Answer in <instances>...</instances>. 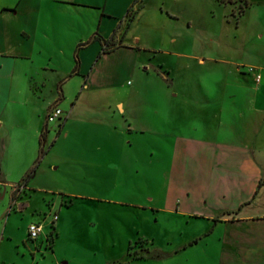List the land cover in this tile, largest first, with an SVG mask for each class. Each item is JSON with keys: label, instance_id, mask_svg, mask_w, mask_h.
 <instances>
[{"label": "rangeland", "instance_id": "1", "mask_svg": "<svg viewBox=\"0 0 264 264\" xmlns=\"http://www.w3.org/2000/svg\"><path fill=\"white\" fill-rule=\"evenodd\" d=\"M144 7L128 39L131 45L139 38L136 50L108 57L87 82L76 76L57 89L58 75H43L34 111L37 121L39 113L44 117L36 181L55 193L32 194L37 205H57L49 217L36 213L35 219H28L33 212L23 217L14 214L19 207L13 210L9 229L15 239L2 237L1 229L0 262L224 264L219 243L183 249L204 224L185 226L162 210L177 134L165 135L162 116L170 107L171 122L179 117L187 133L190 125L204 124L210 138L216 111L219 122L233 119L236 136L244 130L240 114L247 105L230 102L264 95L255 90L264 70V0H147ZM212 100L221 103L218 111H212ZM177 104L183 108L174 110ZM56 107L62 119L47 124L46 108L49 113ZM23 183L14 186V201L25 197ZM54 214L59 220L53 221ZM31 220L46 226L45 234L29 241L42 243L41 251L16 242ZM50 235L57 236L54 251Z\"/></svg>", "mask_w": 264, "mask_h": 264}, {"label": "crops", "instance_id": "2", "mask_svg": "<svg viewBox=\"0 0 264 264\" xmlns=\"http://www.w3.org/2000/svg\"><path fill=\"white\" fill-rule=\"evenodd\" d=\"M146 2L0 0V232L2 229L5 233L2 237L15 239L9 223L17 207L15 215L27 217L33 212L28 219H35L36 213L49 217L57 205V201L49 203L48 208L34 203L33 190L55 193L41 188L36 181L39 171L26 181L44 146V117L40 113L39 121L34 117L42 100L43 75L57 74V89L76 76L87 82L108 57L136 50L139 38L135 37L131 45L128 39L133 24L143 16ZM130 19L133 21L128 28ZM112 37L118 48L102 53L103 41ZM76 54L79 65L74 73ZM59 73L64 75L59 77ZM258 76L255 90L264 93V70ZM65 98L64 95L63 101ZM243 100L236 98L230 102L247 105L240 114L245 121L238 136L233 130V119L219 122L214 106L218 111L221 103L215 100L208 102L214 111L210 138L204 124L190 125L187 133L181 128L179 117L171 122L170 107L164 109L162 116L165 135L177 131L169 150L171 170L162 210L181 217L185 226L190 222L204 224L198 233L184 240L182 247L219 243V257L224 264H251L259 259L264 262V211L257 212L264 209V95L245 103ZM118 106L125 112L122 103ZM174 107V110L183 108L179 104ZM128 132L133 130L129 128ZM21 182L25 190L20 194L25 197L14 201V186ZM32 223L42 225L41 234L47 232L40 220H31L28 226ZM26 233L22 240L16 241L17 245L23 242L31 251L34 248L41 251L42 243L32 245L27 229ZM55 246L56 241L52 251ZM217 247L214 244V256Z\"/></svg>", "mask_w": 264, "mask_h": 264}, {"label": "built area", "instance_id": "3", "mask_svg": "<svg viewBox=\"0 0 264 264\" xmlns=\"http://www.w3.org/2000/svg\"><path fill=\"white\" fill-rule=\"evenodd\" d=\"M63 117V111L56 107L54 110L48 113L47 121L48 123H54L57 120H61ZM20 191L25 190V184H22L19 186ZM58 220V215H53V221ZM54 224V222H52ZM43 231V227L41 224L38 223H32L28 227V238L32 241H35L39 238Z\"/></svg>", "mask_w": 264, "mask_h": 264}, {"label": "trees", "instance_id": "4", "mask_svg": "<svg viewBox=\"0 0 264 264\" xmlns=\"http://www.w3.org/2000/svg\"><path fill=\"white\" fill-rule=\"evenodd\" d=\"M133 21V19H131L130 20V23ZM130 27V24L128 25V28ZM99 40H101V41H103L102 39H99ZM122 41H123V39L121 40V44H122ZM103 43H104V47H103V51H102V53H109V52H112V51H114L116 48H118V46L116 45V43H114L113 42V37H112V39L111 40H108V41H103ZM87 44V43H86ZM86 44H84V45H86ZM82 46H83V44H82ZM78 65H79V56L76 54V67H75V69H74V73H76L77 72V70H78ZM35 172V168L29 173V175H28V177L26 178V181L32 176V174ZM263 184V182L262 183H260V186ZM69 205H66L67 207H70V206H72V200L68 203ZM53 226H52V230H56V228H55V226H54V224H52ZM57 235V234H56ZM58 236V235H57ZM57 236L55 237V235H50V237L48 238V243H50L49 245V248H51L52 249V247H53V245H54V243H55V241H56V238H57Z\"/></svg>", "mask_w": 264, "mask_h": 264}]
</instances>
